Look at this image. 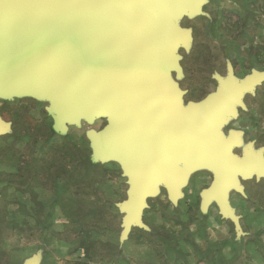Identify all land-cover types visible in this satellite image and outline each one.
<instances>
[{
    "label": "rangeland",
    "instance_id": "1",
    "mask_svg": "<svg viewBox=\"0 0 264 264\" xmlns=\"http://www.w3.org/2000/svg\"><path fill=\"white\" fill-rule=\"evenodd\" d=\"M263 1L201 0L196 9L178 0L159 14L161 25L184 36L172 54L173 66L161 77L169 84L167 94H176L175 101H164L168 119L179 122L190 114L198 116L227 85L245 88L214 127L218 137L237 141L229 152L238 159L248 150L264 159ZM53 106L46 94L0 93V264H22L15 251L45 243L48 262L60 264H179L181 255L166 253L167 243L172 247L167 251H179L183 243L191 242L188 231L196 226L187 219L195 220L194 197L201 198L208 186L193 189L189 182L208 164L199 170L198 160H179L187 179L179 192L165 179L157 182L159 189L147 198L143 212L145 225L153 232L131 224L129 243L120 255L127 215L123 203L139 180L137 173L134 180L127 170L143 167L145 157L137 150L104 155L95 140L108 127L107 118L79 116L62 122ZM204 172L210 179L212 171ZM244 183V191L229 192L238 214H246L251 201L264 205V174ZM55 198L66 205L53 229L40 230L33 220L22 228L16 221L41 206H48L46 214ZM47 223L52 226L51 220ZM79 249L88 250L86 257L78 254Z\"/></svg>",
    "mask_w": 264,
    "mask_h": 264
},
{
    "label": "water",
    "instance_id": "2",
    "mask_svg": "<svg viewBox=\"0 0 264 264\" xmlns=\"http://www.w3.org/2000/svg\"><path fill=\"white\" fill-rule=\"evenodd\" d=\"M177 1L0 0V93L49 95L62 122L107 118L108 127L95 140L104 155H146L145 168L127 170L140 178L124 203V236L131 224L141 223L158 181L167 180L179 192L168 167L170 148L183 156L197 148L200 156L193 158L218 169L221 194L234 182L230 170H246L208 129L223 106L207 108L200 120L188 116L184 128L167 126L172 120L164 101H175L176 94H167L169 84L161 77L173 66L172 54L184 36L161 25L159 14ZM200 1L185 5L197 9Z\"/></svg>",
    "mask_w": 264,
    "mask_h": 264
},
{
    "label": "crops",
    "instance_id": "3",
    "mask_svg": "<svg viewBox=\"0 0 264 264\" xmlns=\"http://www.w3.org/2000/svg\"><path fill=\"white\" fill-rule=\"evenodd\" d=\"M261 8L264 12V1L262 2ZM262 14L264 15V13ZM232 157L238 159L233 155ZM261 160V166L253 165L246 168L243 172L231 170L234 173L231 176V178L234 179V182H227L225 184V194H221L218 189V169L216 166L209 161L203 160L199 162V170H202V168L205 167V164H208V168L204 169L212 171L214 179L213 181L211 180L209 185H205V187H208L204 192L202 191L201 195L203 196L201 198L198 199V195H195L194 197L198 200L196 202L198 213L194 217L195 220L193 219V216L187 219L188 222H190L189 224H195L196 226L193 232L190 230L188 231V235L192 237V239H190L191 242H185L188 247H185V243H183L181 248L177 249L179 251H175V249H173V251H167L172 249V247L169 246V243H167L168 247L165 252L169 254L178 252L181 255L179 264H264V205L260 202L256 204L255 201H251L252 203L247 204L246 206V214H238L237 210L234 208L237 204L233 203L229 196L231 190L238 192H241L242 190L244 191L246 188L245 181L251 180L253 176L259 177L264 174L259 168H264V159ZM184 182L185 178H183L180 183L175 184V186L179 189ZM156 189H159L157 188V185ZM222 196H225V198L222 199ZM130 200L131 198L127 201ZM56 201L57 199L55 198L50 203L51 208L48 212L46 211V214L43 215V211H45V209L47 210L48 206H46L45 209L41 206L37 209V213L35 209H29L28 215L20 216L22 218H29L27 222L22 218L20 220L17 219L16 221L23 224L22 228L24 226L25 228L28 227L27 223L33 220L35 226L36 224L40 225V230L41 228L45 231L47 229L51 230L57 224V216H60L61 214L60 209L66 205L61 201ZM239 204L245 205L246 201ZM144 211L145 207L142 210L141 223L136 224L135 229L142 232H153V229L150 228V226L148 227L145 225ZM42 215L44 217L43 220H41ZM11 218L13 219L15 217L11 216ZM49 220H51L52 226L47 223ZM188 222L185 223V227H188ZM133 226L134 225L130 227L125 236L123 233L124 240H122L121 243L123 251L119 248L120 255H122V253L125 254V246L129 243V233H131ZM163 230H167L166 227ZM156 234L157 236L161 235L159 232ZM181 240L184 241L185 238L183 237ZM45 246L30 247L29 245H25L21 247L18 252L15 251L14 256L15 258L20 256L23 259L22 264H60V262L56 261L48 262V251L45 250ZM86 252H88L87 249H79L78 254L81 253L83 257H86ZM151 252H153L152 249ZM152 261H154V259H151V262Z\"/></svg>",
    "mask_w": 264,
    "mask_h": 264
},
{
    "label": "flooded vegetation",
    "instance_id": "4",
    "mask_svg": "<svg viewBox=\"0 0 264 264\" xmlns=\"http://www.w3.org/2000/svg\"><path fill=\"white\" fill-rule=\"evenodd\" d=\"M243 91H245V88H242V87H239V86H236V85H227L226 87L223 88L222 92H221V95L214 101L210 102L208 104V106L205 107V109H201V111L199 112V115L196 116L195 114H190L193 116V118H195L196 120H200L203 113L205 112V110L209 107H216V106H223L215 115V118L213 119V121H211L208 125V129L209 131L213 134V136H215V138H217L220 143L223 145V146H228L229 147V151L231 148H233V146L235 145V143L237 141L233 140L232 137L228 138V140H224L222 137H218V135L216 134L215 130H214V127L216 126V124L219 122V120H221V115H223L225 109H228L230 107V104L232 101H234L237 97V95H239L240 93H242ZM228 92V93H227ZM238 98V97H237ZM168 115V113H167ZM190 115H187V119H188V116ZM187 119L185 120H182V121H179V122H175V121H172V122H167V126H169V123L173 124V125H176L177 127L179 128H184L185 125L188 124V121ZM141 150H145L147 151L143 146H140L139 147ZM140 150V152H142ZM170 152H172L171 154V158L169 160V163H168V167L170 168L171 170V174H173V177H175L174 179V182L172 184H178L180 183L183 178H184V170L182 169L181 166L178 165V162H180L179 160L183 161L184 162V159H191V160H195L193 157H196V158H199L198 156H200V151L197 149V148H193L192 150L189 151V149L187 151H185V156H183V153L182 154H179L178 152H182V151H179L174 149V148H170ZM189 152V154H188ZM143 155V154H142ZM204 155V154H203ZM202 155V156H203ZM144 156V155H143ZM146 156V155H145ZM144 156V157H145ZM206 156V155H204ZM203 156V157H204ZM190 157V158H189ZM262 158L258 155H253V153L251 152V150H248L246 152L243 153L242 155V159H236L238 161V163L240 164H244L246 166V168H249L253 165H255V161H261ZM196 160H199V159H196ZM198 162H201V161H198ZM149 161L148 159H146L145 157V160H144V166H140L138 165L137 166V170H141L142 168H145L146 165H148ZM182 164V162H181ZM184 165V164H183ZM186 167V166H185ZM233 170V169H232ZM185 171H186V168H185ZM139 173V172H138ZM137 173V174H138ZM234 173L230 170L229 171V175L230 177L233 175ZM206 175V176H205ZM212 173H210V182H211V179H212ZM139 177V175H138ZM140 178V177H139ZM188 178V176H187ZM192 180H190L189 184L190 185H193V189H196V188H203L205 187L204 185H207V179H209V174L206 173V172H201V171H197L191 178ZM186 180L185 179V183H186Z\"/></svg>",
    "mask_w": 264,
    "mask_h": 264
},
{
    "label": "bare ground",
    "instance_id": "5",
    "mask_svg": "<svg viewBox=\"0 0 264 264\" xmlns=\"http://www.w3.org/2000/svg\"><path fill=\"white\" fill-rule=\"evenodd\" d=\"M228 93V92H227Z\"/></svg>",
    "mask_w": 264,
    "mask_h": 264
}]
</instances>
